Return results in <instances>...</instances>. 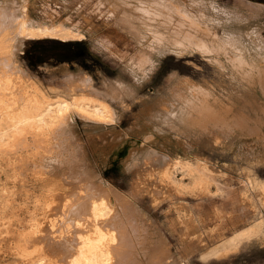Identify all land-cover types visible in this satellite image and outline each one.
Wrapping results in <instances>:
<instances>
[{"label": "rangeland", "instance_id": "rangeland-1", "mask_svg": "<svg viewBox=\"0 0 264 264\" xmlns=\"http://www.w3.org/2000/svg\"><path fill=\"white\" fill-rule=\"evenodd\" d=\"M4 9L0 76L18 95L1 88L0 131L14 98L101 104L109 117L75 108L48 133L26 125L0 142V264H38L21 257L36 249L25 239L43 216L36 203L78 180L110 190L97 199L118 217L119 263L264 264V0H0ZM22 26L79 38L18 46ZM35 42L66 55L32 66Z\"/></svg>", "mask_w": 264, "mask_h": 264}, {"label": "bare ground", "instance_id": "bare-ground-1", "mask_svg": "<svg viewBox=\"0 0 264 264\" xmlns=\"http://www.w3.org/2000/svg\"><path fill=\"white\" fill-rule=\"evenodd\" d=\"M243 8L245 7L243 6ZM248 12L251 13L250 11ZM258 14H260V11ZM11 21V17L4 9L0 14V31H8V34L11 33V28L7 26L8 24L10 25ZM19 33L20 35H18V46L21 45L25 37L35 39L44 36H57V38L61 37L64 40L79 38V36L73 31L57 28L35 30L22 26ZM4 38H2V40H4ZM11 58L14 59V56ZM7 71V68L4 69V72ZM10 83H13L12 80ZM16 87L17 86L14 83L9 86L8 83L3 82L2 76H0V92H2L1 88H4L5 90L9 89L11 94L18 95V93H15L14 91ZM3 94L4 93H0L1 96ZM6 95L7 92L3 96ZM9 95L10 94L8 93V96ZM1 98L5 99L3 97ZM9 98L12 97L9 96ZM6 99L5 101H7L8 103L10 100ZM13 100L10 101L11 103H8L9 105L11 104L10 107L13 110V113H11V118L9 119L8 117V119L10 120V125L9 127H6L2 131H0V142L6 141V139L11 134L10 131L15 132V135H19L22 137L25 134L22 133V131L26 125L36 127L38 131L48 133L47 131L50 129L52 124L63 123V121L75 108L85 113L86 116L89 115L90 120L91 118H93L95 120L104 121L109 117L106 107L101 104H91L87 102H75L76 104H72L66 100L49 103H39L38 101H35L34 106L26 103V105L21 108L20 106L18 107V99L14 101ZM78 114L80 115V112ZM69 121L71 123V120ZM65 130L66 128L64 129V131ZM64 131L63 134H65ZM62 181H64L66 184L74 183V185L71 189L69 188L70 191L66 194L67 196H64V194H60L59 191L55 192V190H52V192H55L51 193L53 197H50L52 198H49L47 200L43 198L44 200L40 201L39 199V201H37L36 209H41L43 211V216L41 215L42 219H49V221H47L46 225H44L42 219L34 216L32 217L31 224L29 225V227H31V231L29 233H26L27 235L25 239L27 238V242L28 239L29 241L34 242L36 244V249L32 250L31 252H23L21 257H26L29 259L33 258L34 260H37L38 264H101V262L103 264L104 260L109 262L112 256H120L121 252L118 253L117 251L119 248H117V246H119L120 244L118 243L119 245H117L116 242L119 241L118 234H116L117 232L115 233V226L117 225L116 221L118 217L117 215L110 216V210L107 208L104 200L97 199L98 195L109 196V188H105L104 185L96 186V192L91 193L89 192V188H92L91 185L85 184L83 180L74 181L73 183H70L72 181L69 182L68 179H63ZM60 189L61 188H59V190ZM51 253H53V256L62 255V258L59 257V259H57L56 261H53L52 259L50 260L48 258L49 254ZM116 257L114 260L115 264H122L119 263V257L117 259ZM111 260L110 261L113 262V259ZM120 261L123 262L122 259Z\"/></svg>", "mask_w": 264, "mask_h": 264}, {"label": "trees", "instance_id": "trees-1", "mask_svg": "<svg viewBox=\"0 0 264 264\" xmlns=\"http://www.w3.org/2000/svg\"><path fill=\"white\" fill-rule=\"evenodd\" d=\"M40 44V42H35L32 44L31 47H29V49H27L26 51V58L28 60V62L30 63V65L32 66H36L39 65L41 63H43L45 61L46 58H48V56L50 54H62V55H66L64 53H50V52H42L41 50H38V45ZM63 46H65V50L67 51V44L63 43Z\"/></svg>", "mask_w": 264, "mask_h": 264}, {"label": "crops", "instance_id": "crops-1", "mask_svg": "<svg viewBox=\"0 0 264 264\" xmlns=\"http://www.w3.org/2000/svg\"><path fill=\"white\" fill-rule=\"evenodd\" d=\"M243 5H246V4L243 3ZM247 6H248V5H247Z\"/></svg>", "mask_w": 264, "mask_h": 264}]
</instances>
